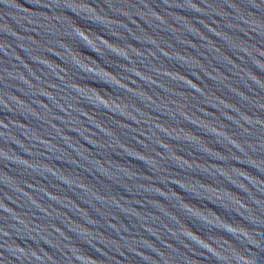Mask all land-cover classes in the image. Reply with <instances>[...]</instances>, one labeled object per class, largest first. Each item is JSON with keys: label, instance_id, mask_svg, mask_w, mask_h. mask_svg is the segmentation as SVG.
<instances>
[{"label": "water", "instance_id": "water-1", "mask_svg": "<svg viewBox=\"0 0 264 264\" xmlns=\"http://www.w3.org/2000/svg\"><path fill=\"white\" fill-rule=\"evenodd\" d=\"M0 264H264V0H0Z\"/></svg>", "mask_w": 264, "mask_h": 264}]
</instances>
